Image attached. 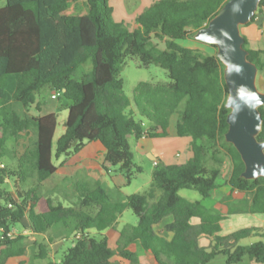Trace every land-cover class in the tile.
<instances>
[{
    "label": "trees",
    "instance_id": "16d2710c",
    "mask_svg": "<svg viewBox=\"0 0 264 264\" xmlns=\"http://www.w3.org/2000/svg\"><path fill=\"white\" fill-rule=\"evenodd\" d=\"M227 1L155 0L131 29L113 19L109 0H5L0 6V161L4 163L0 167V264L25 253L23 246H17L24 237H12L14 226L25 217L33 232L48 234L49 243L75 237L61 264H143L141 251L152 254L153 264H209L219 256L227 264H241L246 258L264 263L263 239L241 244L250 236L264 237V227L223 233V221L230 215L264 214V177H243L245 163L226 140L231 109L226 107L225 65L217 52L205 54L183 44L196 39ZM255 18L256 14L252 21ZM244 47L259 72H264V49L249 48L246 37ZM129 57H138L143 66H162L170 81H140L131 99L121 77ZM88 60L92 70L75 78ZM47 85L72 101L55 153L57 112L23 116L14 108L29 109ZM37 109L41 111L40 106ZM136 110L147 124L135 118ZM260 111L263 127L258 139L264 141V105ZM175 114L177 135L191 137L194 155L183 164H157L153 183L144 193L126 194L119 186L86 180L78 184L77 199L71 204L42 195L43 182L58 169L54 157L76 154L92 141L106 148L104 169L120 172L130 184L135 171L142 170L134 163L130 139L168 136ZM27 130L33 132L31 145L21 154L10 149L9 139ZM221 152L231 159L227 176ZM8 181L13 189L5 186ZM224 186L229 193L222 191ZM185 188L196 189L202 200L181 196ZM236 192L244 195L236 198ZM209 198L224 204L226 212L207 207L203 201ZM127 208L138 222L125 223L117 247L112 248L104 231L116 229ZM169 215L173 216L167 225L173 232L170 240L155 230V224ZM195 218L199 222H193ZM202 238L209 245H201ZM47 257L48 245L40 243L33 258Z\"/></svg>",
    "mask_w": 264,
    "mask_h": 264
},
{
    "label": "rangeland",
    "instance_id": "374dc122",
    "mask_svg": "<svg viewBox=\"0 0 264 264\" xmlns=\"http://www.w3.org/2000/svg\"><path fill=\"white\" fill-rule=\"evenodd\" d=\"M155 0H109V4L113 8V19L115 21H123L131 29L137 27L136 17L151 3ZM5 4V0L0 1V6ZM83 7V4L81 2ZM84 8V7H83ZM259 10V9H258ZM183 44L186 46L199 49L205 54H214L217 52L218 48L212 46V44L202 42L197 39H188L183 41ZM93 68V63L91 60L83 63L79 69L75 72L74 77L81 79L85 73H88ZM121 77L124 80V91L132 99L134 95V88L140 81H150V82H168L170 81L167 69L163 68L157 64H151L150 66H143L138 57H129L121 71ZM257 87L259 90L264 92V72H258L257 76ZM56 94V98H53L52 95ZM72 104V101L67 99L62 91L53 90L49 85L41 89L37 95V103L31 106L29 109H24L20 105H14L15 109L23 116L25 115H38L44 113H50V111L57 112L58 120L57 127L54 135V144L53 151L55 153L57 147V141L59 137L65 131V121L69 114V108ZM41 107V111L37 107ZM132 107L136 109L135 105L132 104ZM177 114L173 116L172 121L175 122ZM135 118L137 120H144L145 124L148 121L143 118L140 113L136 110ZM177 132L174 131L171 133V137H175ZM33 132L31 130L23 131L20 133L18 138H11L8 141V147L14 149V151L19 154L23 153L28 146L31 145V139ZM130 144L134 152V163L136 166L142 168L141 171H135V175L130 184H127L126 177L120 172H114L110 174H104L103 165L99 164V159L97 157H88L83 154H72L68 157H61L57 159L54 157V162L59 165L60 170L57 174L52 175L47 179L41 189V193L44 198H51L55 202H63L65 204H71L76 201V195L78 194V184L83 183L85 180L103 179L107 180V183L111 186L125 184L123 190L126 194L134 193H144L150 185L153 183V172L156 165L154 160L151 159V156L146 154L145 150L138 146L136 139L131 138ZM99 155H101L99 153ZM223 157L222 169L224 176H227L231 168V159L228 155L221 152L219 154ZM5 161L9 160L8 157L4 159ZM97 161V162H96ZM210 164H213V160H209ZM9 189H13V182L8 181L5 185ZM224 192L229 193L230 188L224 186L222 188ZM218 192L223 195V193L218 190ZM179 194L189 200H202L199 192L194 188H185L182 189ZM244 194L236 192L234 196L236 198L242 197ZM212 210L215 212L225 213L227 207L218 203L215 206L213 205ZM168 218L160 221L155 224V230L158 234L171 239L173 233L168 230ZM197 222V220H194ZM131 222L136 224L138 222L137 215L133 212L131 208H127L125 212L119 217V223L117 228H109L105 233L109 237V242L112 248L117 247V241L119 238V230L121 227L127 223ZM195 222V223H196ZM264 227V214H233L230 215L227 219L223 221V233H231L247 227ZM19 229V233H23V224L17 223L15 225ZM18 233V232H17ZM95 234L96 231L91 232ZM1 235V231H0ZM22 235V234H20ZM27 235V234H26ZM24 237V234L22 235ZM31 236V235H30ZM29 237V236H28ZM25 238V237H24ZM22 238L17 246L25 245V253L27 258L31 259V262L39 261L40 258H33L34 253L39 252V242L42 240V237L39 236V242L34 244L31 238ZM24 239L23 244L21 241ZM263 239L261 236H250L241 241L243 245H249L257 240ZM46 242V241H45ZM75 243V237H71L64 242H59L51 246L48 245V259L52 262L60 261L61 257L69 247L73 246ZM209 245V240L203 238L201 245ZM141 262L143 264H153V257L150 252L141 251ZM42 260V259H41ZM209 264H227L224 256H219ZM241 264H264L257 263L256 261H250L248 258Z\"/></svg>",
    "mask_w": 264,
    "mask_h": 264
},
{
    "label": "water",
    "instance_id": "95a60500",
    "mask_svg": "<svg viewBox=\"0 0 264 264\" xmlns=\"http://www.w3.org/2000/svg\"><path fill=\"white\" fill-rule=\"evenodd\" d=\"M261 0H228L219 12L195 35L197 40L217 46V56L225 65L229 94L226 107L229 129L226 140L239 151L245 163L243 177H264V141L258 139L263 127L260 107L264 92L257 87L259 69L248 58L241 26L252 21ZM235 66H240L237 72Z\"/></svg>",
    "mask_w": 264,
    "mask_h": 264
},
{
    "label": "crops",
    "instance_id": "0c3cea01",
    "mask_svg": "<svg viewBox=\"0 0 264 264\" xmlns=\"http://www.w3.org/2000/svg\"><path fill=\"white\" fill-rule=\"evenodd\" d=\"M241 32H242L243 36L246 37V39L248 41L249 48L255 49V50L264 49V9L258 10L256 12V18L253 21H251L245 25H242L241 26ZM53 111L54 110L50 111V113ZM44 114H46V113H44ZM44 114H42V115H44ZM172 119H173V117H172ZM172 119H171V123L169 126V135L168 136L156 137V138L143 137V138L137 140L138 146L140 148L144 149L146 154L151 156V159L154 160L155 165L160 164V163H163V164H183V163L187 162L189 159H191L194 155L192 147H191V140H192L191 137H181V136L176 135L175 137H171L172 139H170L171 133L176 131V124L178 121V116H177V118L175 117V119H176L175 122H173ZM105 152H106V148L100 141H92V142H88L84 146V148L76 154H83V155L86 154V156H88V157H94V158L97 157V159H99V164L102 165ZM99 153L101 155H99ZM59 170H60V168L58 165V169L55 172V174H57ZM103 170H104V174L113 173V171L108 172L105 169H103ZM93 180H100L101 182L109 185L107 183V180L104 181L103 179L101 180V179H97V178L96 179L94 178ZM44 182H43V184H44ZM124 185L125 184H119V185L117 184L115 186H119L123 189ZM109 186L114 187L111 185H109ZM222 191L224 192V190H222ZM224 193H227V192H224ZM203 202L207 207H209L211 209H212L213 205L215 206L216 204L219 203L217 200L212 199V198L205 199ZM165 218H168L167 219V220H169L168 224L173 221L172 215H169ZM194 220H197V222H199L198 218L193 219V222H196ZM21 223L23 224V229H24L23 233H21V232L19 233L20 230L14 226L13 231H12V237H17L20 234H22V235L24 234V237H25L24 239L31 238V240H33V242L35 244L36 242H39L38 238H39V236H41L42 240L39 242V245H40V243H45V244H48V245L50 244L51 246H53L56 243L64 242V239L57 238L53 242L49 243L48 234L35 233L30 229L29 221H28L27 217H25ZM89 231L93 232L96 230L91 229ZM107 231H108V229L105 230L104 233H106ZM165 238H167V237H165ZM24 239L21 241L22 244H23ZM168 240H170V239H168ZM202 241H203V238L201 239V242ZM19 246L25 247L24 244L23 245L20 244ZM204 246H207V245H204ZM50 261L51 260L48 259V257H47L46 259H42V260L40 259L39 261L36 260L35 262H31V259L27 258L26 255L23 254V255H17V256H12V257L8 258L5 264H46ZM54 263L55 264H61V260L60 261L54 260Z\"/></svg>",
    "mask_w": 264,
    "mask_h": 264
},
{
    "label": "built area",
    "instance_id": "2783aa9c",
    "mask_svg": "<svg viewBox=\"0 0 264 264\" xmlns=\"http://www.w3.org/2000/svg\"><path fill=\"white\" fill-rule=\"evenodd\" d=\"M56 96H57L56 94H53V95H52L53 98H56ZM3 166H4V163H2V162L0 161V167H3Z\"/></svg>",
    "mask_w": 264,
    "mask_h": 264
},
{
    "label": "clouds",
    "instance_id": "9594fccd",
    "mask_svg": "<svg viewBox=\"0 0 264 264\" xmlns=\"http://www.w3.org/2000/svg\"><path fill=\"white\" fill-rule=\"evenodd\" d=\"M235 70H236L237 72H240V71H241V67H240V66H235Z\"/></svg>",
    "mask_w": 264,
    "mask_h": 264
}]
</instances>
